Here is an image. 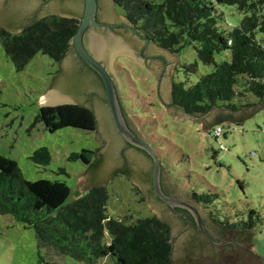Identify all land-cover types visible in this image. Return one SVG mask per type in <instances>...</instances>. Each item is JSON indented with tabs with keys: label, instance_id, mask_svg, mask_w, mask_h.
Masks as SVG:
<instances>
[{
	"label": "trees",
	"instance_id": "16d2710c",
	"mask_svg": "<svg viewBox=\"0 0 264 264\" xmlns=\"http://www.w3.org/2000/svg\"><path fill=\"white\" fill-rule=\"evenodd\" d=\"M113 2L149 40L176 54L186 45L197 44L199 60L212 65L216 54L230 52V61L215 64L214 72L203 75L193 86L187 87L186 82H177L173 76V105L181 112L195 118L214 110L221 112L210 125L215 139L219 137L218 128L224 132L221 123L237 121L234 114L251 107L248 95L264 101V37L259 36L264 34V0ZM224 7H236L245 15L238 26L221 27ZM79 25L80 19L51 15L34 21L20 34L0 28V40L18 70H23L38 53L60 64L72 47ZM191 70L196 72V65ZM226 111L230 114H223ZM36 122L51 133L64 128L90 132L98 129L95 112L82 104L41 107ZM98 153L83 150L71 159L96 169L100 165ZM31 159L47 166L52 156L47 148H40ZM71 194L63 181L27 180L15 160L0 155V215H10L35 230L39 247L46 250L48 257L40 255L39 264H57L63 258L79 264H176L169 223L156 215L133 223L111 217L105 186L92 187L86 195L65 205ZM193 197L227 235L237 233L239 239L232 246L240 244L248 250L244 244L251 242L256 224L254 211L248 220L231 223L226 218L222 222L215 216V195L194 193Z\"/></svg>",
	"mask_w": 264,
	"mask_h": 264
},
{
	"label": "rangeland",
	"instance_id": "374dc122",
	"mask_svg": "<svg viewBox=\"0 0 264 264\" xmlns=\"http://www.w3.org/2000/svg\"><path fill=\"white\" fill-rule=\"evenodd\" d=\"M111 2L114 13L122 17L121 9ZM223 11L225 21L219 22L224 29L238 26L245 16L236 7H224ZM153 44L178 59L170 77V95L173 76L190 87L203 75L214 72L215 64L230 61L229 51L216 54L215 64L205 65L199 60L197 44L186 45L178 54ZM193 65L196 72L191 70ZM112 69L119 83L122 108L140 136L154 149L172 184L196 204L194 193L215 195V216L222 222L226 218L231 223L248 220L251 212H255L251 242L248 250L244 249L259 258V264H264V101L248 95L251 107L242 110L248 112L254 107L260 110L243 123H221L224 132L215 139L211 134L213 127L204 133L201 123L172 117L160 101L156 79L147 68L130 57L116 56ZM58 71L59 63L43 53L18 70L0 40V155L15 160L29 181L65 182L72 191L65 204L68 205L90 190L80 192L77 185L90 167L82 160L71 159L72 155L83 150L99 151L101 143L96 132L64 128L51 133L36 122L40 108L44 107L38 100L47 94ZM40 148L51 153L52 160L47 166L37 165L31 159ZM104 186L110 197L111 217L133 223L155 215L140 188L123 171H116ZM40 255L48 259L46 250L39 247L35 230L10 215H0V264H39ZM57 264L79 263L63 258Z\"/></svg>",
	"mask_w": 264,
	"mask_h": 264
},
{
	"label": "water",
	"instance_id": "95a60500",
	"mask_svg": "<svg viewBox=\"0 0 264 264\" xmlns=\"http://www.w3.org/2000/svg\"><path fill=\"white\" fill-rule=\"evenodd\" d=\"M98 7L99 17L102 20L112 24L125 21L124 18L114 13L111 0H54L50 2L0 0V26L15 34L47 15L80 19V25L72 45L82 61L101 77L106 94L99 81L86 69L77 54L72 53L63 62V73L59 64V71L55 74L49 91L38 100L42 106L82 104L95 112L98 122L96 135L101 143V149L97 155L100 165L96 169L90 167L87 174L78 179L77 185L80 192L95 186H104L114 177L116 171H123L145 195L151 211L171 226L172 235L175 236L172 243L173 260L176 264H259L260 259L241 248L243 246L238 243L240 247L237 245L236 247L231 245L214 247L206 242L198 241L193 230L181 232L184 227L183 222L178 220L174 213L154 196L153 186L156 196L169 206L189 208L184 202L173 199L163 192L162 178L166 183L168 181L171 183V181L162 169L154 149L140 136L137 128L122 108L119 83L112 69L114 58L116 56L130 57L154 75L158 97L175 120L191 119L195 123H201L202 131L206 133V130L216 122L221 112L214 110L207 116L195 118L173 107L170 95V77L174 65L178 64L177 57L170 55L166 50L158 48L153 43L145 42L126 28L118 29L116 33L110 32V37H113L115 41L109 39V34L107 36L102 33L103 35L101 34L98 40L94 39L91 45L89 42L90 48L88 49L84 43V35L88 28L98 26L96 21ZM140 51H144L143 55L140 54ZM101 62L105 65H102ZM259 110V107H254L248 112L241 110L234 114L238 118L237 121L228 123H243ZM223 114L230 113L226 111ZM128 122L136 129L137 134L131 129ZM125 142L146 152L152 158L153 163L147 155L137 149L127 147ZM176 192L182 197L185 196L200 210L201 214L208 217L190 197L178 189ZM189 209L196 217L200 230L212 241L204 230L198 213ZM228 235L238 236L237 233L232 232ZM218 238L217 242L225 241L224 237L219 236ZM245 245L249 247L250 244L247 242Z\"/></svg>",
	"mask_w": 264,
	"mask_h": 264
},
{
	"label": "flooded vegetation",
	"instance_id": "af4514ba",
	"mask_svg": "<svg viewBox=\"0 0 264 264\" xmlns=\"http://www.w3.org/2000/svg\"><path fill=\"white\" fill-rule=\"evenodd\" d=\"M50 1H54V0H43V2H50ZM62 1H64V0H62ZM121 16L125 19V21H121V23H118V24L108 23L107 21H104V20H102L99 17V7H98V12H97V17H96V21L98 22V26L88 28L87 32L85 33V35H84V43H85L86 47L89 49L90 48V46L88 45L89 42H90V45H91L93 40L94 39L98 40V37L102 33L107 34V36L109 34V36H108L109 39L111 41H113L114 38L110 37V32L116 33L118 29H122V28H126L127 30L131 31V33H133L137 37L145 40V42L154 43L153 41L149 40L145 35H143L138 29H136L132 25V23H130V21L124 15H121ZM143 52L144 51H140V54L143 55ZM72 53L77 54V52H76V50H75L73 45H72L70 51L65 56V58L60 63V68H61V72L62 73H63V71H62L63 70L62 69L63 68V66H62L63 62ZM77 57L83 63V65L86 67V69H88L95 76V78L99 81L100 86L103 87V89L105 91V94H106L104 83H103L101 77L95 71H93L90 67H88L86 65V63H84L82 61V59L79 57L78 54H77ZM101 64L105 65L102 62H101ZM171 100H172V93H171ZM173 104L174 103H173V100H172V106L175 107ZM177 109H178V107H177ZM128 124L131 127V129L137 134L136 129L129 122H128ZM126 146L129 147V148L137 149V148H134L133 146L129 145L128 143H126ZM137 150L142 152V153H144L145 155H147L151 159V161L153 163L152 158L146 152H144L142 150H139V149H137ZM152 171H153L152 172V186H153L154 164H153ZM173 185H172V182L170 183L169 181L166 183L165 179L162 178L161 186H162L163 192L167 196H169V197H171L173 199H176L178 201L184 202L185 204H187L189 206V208H191L194 211H196L198 213L199 217H200V220L202 222L204 230L210 236L212 241L200 230L199 225H198L197 220H196V217L192 213V210H190L188 207H179L178 206V207L173 208V207L169 206L168 204H166L165 202H163L161 199H159L156 196V193H155V190H154V186H153V193H154V196L158 199V201H160L164 206H166L168 210L172 211L178 220L183 222L184 227H183V229H181V232H186L188 230H191V231L193 230L195 235H196L195 237H196V239L198 241L206 242L207 244H210V245H212L214 247L215 246L226 247V246H229V245L232 246V245H234V243L236 244L235 239H239V237H237V236L234 237L233 235H230V236L227 235L226 232L224 231V229L218 223H216V221L209 214L205 213L208 216L206 218L203 214H201L200 210L195 205H193V203L189 202V200L186 199L185 196L182 197L181 195H179L176 192V190H177L176 187L177 186L176 185L173 186ZM216 233H217V235H216ZM219 236L220 237H224L225 241L217 242V239H219L218 238ZM173 238H175V236L172 235V239ZM245 259H246V257H245Z\"/></svg>",
	"mask_w": 264,
	"mask_h": 264
},
{
	"label": "built area",
	"instance_id": "2783aa9c",
	"mask_svg": "<svg viewBox=\"0 0 264 264\" xmlns=\"http://www.w3.org/2000/svg\"><path fill=\"white\" fill-rule=\"evenodd\" d=\"M222 134V129L221 128H218L216 130V135L220 136ZM223 149H225L224 147H222Z\"/></svg>",
	"mask_w": 264,
	"mask_h": 264
}]
</instances>
